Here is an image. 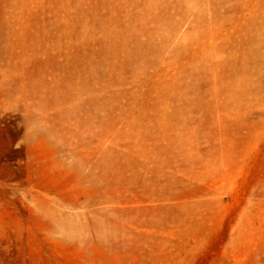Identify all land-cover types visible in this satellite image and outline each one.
I'll list each match as a JSON object with an SVG mask.
<instances>
[{
    "label": "rangeland",
    "instance_id": "374dc122",
    "mask_svg": "<svg viewBox=\"0 0 264 264\" xmlns=\"http://www.w3.org/2000/svg\"><path fill=\"white\" fill-rule=\"evenodd\" d=\"M0 264H264V0H0Z\"/></svg>",
    "mask_w": 264,
    "mask_h": 264
},
{
    "label": "bare ground",
    "instance_id": "6f19581e",
    "mask_svg": "<svg viewBox=\"0 0 264 264\" xmlns=\"http://www.w3.org/2000/svg\"><path fill=\"white\" fill-rule=\"evenodd\" d=\"M94 254H97V253H94ZM98 255V254H97Z\"/></svg>",
    "mask_w": 264,
    "mask_h": 264
}]
</instances>
